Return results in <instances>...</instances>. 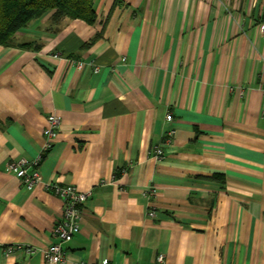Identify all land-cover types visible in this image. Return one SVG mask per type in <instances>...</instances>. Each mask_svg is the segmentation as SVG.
<instances>
[{
  "label": "crops",
  "instance_id": "0c3cea01",
  "mask_svg": "<svg viewBox=\"0 0 264 264\" xmlns=\"http://www.w3.org/2000/svg\"><path fill=\"white\" fill-rule=\"evenodd\" d=\"M95 8V24L50 12L16 34L32 47L0 44V264H55L63 201L9 170L43 153L52 114L31 169L91 192L66 264H264V0Z\"/></svg>",
  "mask_w": 264,
  "mask_h": 264
},
{
  "label": "built area",
  "instance_id": "2783aa9c",
  "mask_svg": "<svg viewBox=\"0 0 264 264\" xmlns=\"http://www.w3.org/2000/svg\"><path fill=\"white\" fill-rule=\"evenodd\" d=\"M261 31L264 34V24H261ZM93 64V63H92ZM88 66L87 63H79L80 68ZM97 69V67H96ZM167 119L173 120V115L168 114ZM62 125V119L56 114H52L48 117V126L44 131L45 142L43 147V153L34 161H29L26 158L12 161L9 163V170L14 172L21 181L27 187L44 186L47 190H50L55 195L61 198L64 204V211L60 221L57 222L54 228V236L56 241L52 243L47 249L43 250V254L47 261L55 264H66V250L65 244L69 242L75 234L80 232L82 220L84 217V205L91 196V192L83 191L79 187L73 184L64 185L57 182H46L44 177L37 168L31 169V167H38L40 161L43 158L44 153L48 152L58 138L59 131ZM175 134L174 129H170L167 133V137L164 143L155 148V154L157 157H163L165 148L164 145L172 143V138ZM153 192V190H151ZM150 216H155V211L151 210ZM18 250H24L27 254H33L37 251L35 247L27 246L23 244H14L7 247V253H14ZM159 262L165 261V255L160 254L157 259ZM79 264H90L87 262H81ZM100 264H119L109 259L102 260Z\"/></svg>",
  "mask_w": 264,
  "mask_h": 264
},
{
  "label": "trees",
  "instance_id": "16d2710c",
  "mask_svg": "<svg viewBox=\"0 0 264 264\" xmlns=\"http://www.w3.org/2000/svg\"><path fill=\"white\" fill-rule=\"evenodd\" d=\"M50 12L56 24L66 17L82 19L89 24H95L98 19L95 0H0V44L32 47L31 42L15 43L16 34L31 21Z\"/></svg>",
  "mask_w": 264,
  "mask_h": 264
},
{
  "label": "rangeland",
  "instance_id": "374dc122",
  "mask_svg": "<svg viewBox=\"0 0 264 264\" xmlns=\"http://www.w3.org/2000/svg\"><path fill=\"white\" fill-rule=\"evenodd\" d=\"M14 42H15V43H17V40H16V38L14 39Z\"/></svg>",
  "mask_w": 264,
  "mask_h": 264
}]
</instances>
